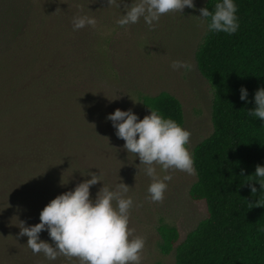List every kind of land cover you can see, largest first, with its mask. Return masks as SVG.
Here are the masks:
<instances>
[{"label":"trees","instance_id":"obj_1","mask_svg":"<svg viewBox=\"0 0 264 264\" xmlns=\"http://www.w3.org/2000/svg\"><path fill=\"white\" fill-rule=\"evenodd\" d=\"M38 2L0 51V264H79L76 258L60 255L49 262L33 254L20 227L39 223L41 210L91 179L88 173L101 180L90 187L92 199L103 184L117 185L113 165L93 149L105 137L110 141L114 127L106 117L117 109L92 105L100 96L91 78L103 71L105 60L94 27L73 31L72 19L113 22L133 0ZM217 2L206 0L204 8L212 11ZM235 3L238 31H207L196 52L215 90L213 132L192 152L197 179L190 197L206 203L207 216L182 241L176 227H158L161 251H174L175 264H264V193L253 181L252 194L246 182L257 165L264 166V121L247 115L256 107L255 92L264 88V0ZM242 86L247 101L239 98ZM142 102L184 127L183 105L170 92L145 95ZM39 237L53 244L46 229Z\"/></svg>","mask_w":264,"mask_h":264},{"label":"rangeland","instance_id":"obj_2","mask_svg":"<svg viewBox=\"0 0 264 264\" xmlns=\"http://www.w3.org/2000/svg\"><path fill=\"white\" fill-rule=\"evenodd\" d=\"M39 0H0V51L5 48L27 18V9ZM52 5H62L65 0H49ZM206 0H194V8L185 7L182 13L171 12L161 16L157 26L149 30L140 20L139 23L124 28L103 19L96 23L98 47L103 53L104 68L92 79L100 101H93L94 108L102 103L121 110L131 109L138 119L150 114L143 104L142 97L168 91L176 96L184 109V128L190 131L189 150L213 132L212 105L215 90L201 73L196 52L207 32V22L198 16ZM197 16V17H196ZM23 22V23H22ZM93 29V27H92ZM182 60L192 65L191 71L173 70L171 63ZM103 112V107L102 111ZM102 121L101 117L97 120ZM99 130V127L97 129ZM115 129L103 142L93 143V149L102 158L106 156V165H113L117 174H112L113 183H124L129 187L126 196L133 198L134 206L130 210L129 227L134 229L133 236H142L145 246L142 251V264H175V252L163 254L160 248V225L176 227L180 232V241L207 216L204 201H195L190 197V188L197 174L169 169L161 170L157 165V175L162 178L170 174L172 180L162 202L148 199L147 188L152 182L145 175L144 165H139L138 156L128 153L123 145L125 141L117 138ZM103 166L99 165L101 170Z\"/></svg>","mask_w":264,"mask_h":264},{"label":"clouds","instance_id":"obj_3","mask_svg":"<svg viewBox=\"0 0 264 264\" xmlns=\"http://www.w3.org/2000/svg\"><path fill=\"white\" fill-rule=\"evenodd\" d=\"M107 2L111 5L116 0ZM185 7L194 8V0H133L130 6L126 5V14H122L116 24L124 28L142 19L149 30H153L162 15L182 13ZM237 10L235 0H218L212 11L200 8L198 17L207 21L209 33L222 32L231 36L239 29ZM95 25V18L87 15L72 19L73 31ZM170 66L173 70L183 69L185 72L192 68L190 63L182 60H174ZM247 97L248 91L242 86L239 98L247 101ZM254 101L256 107L248 110L247 115L264 121V88L255 92ZM150 109V114L143 119H138L131 109L119 108L106 119L112 122L117 138L125 141L124 149L138 156L139 165L145 166L143 171L152 181L147 188V198L152 202H162L168 187L166 182L171 181L172 176L158 177L157 165L164 172L173 169L195 175L196 170L189 150L190 131ZM88 174L91 179L52 199L41 210L39 223L20 227L19 236H27L26 245L32 253L42 254L49 262L62 255L69 260L76 258L79 264H142L145 239L133 236L134 229L129 227L130 210L136 206L133 198L125 195L129 187L124 183L113 188L103 184L92 199L90 187L101 180L95 173ZM247 177H252L246 181L252 194L257 193L253 181L260 184L264 193V166L257 165L254 174ZM255 205L261 206L260 199ZM45 229L53 244L40 239L39 234Z\"/></svg>","mask_w":264,"mask_h":264}]
</instances>
